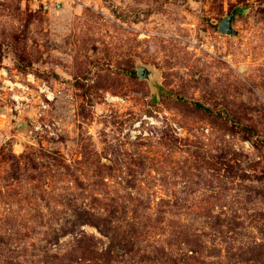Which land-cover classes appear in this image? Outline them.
Wrapping results in <instances>:
<instances>
[{
    "label": "rangeland",
    "instance_id": "rangeland-1",
    "mask_svg": "<svg viewBox=\"0 0 264 264\" xmlns=\"http://www.w3.org/2000/svg\"><path fill=\"white\" fill-rule=\"evenodd\" d=\"M6 72L0 264H264V0H0Z\"/></svg>",
    "mask_w": 264,
    "mask_h": 264
},
{
    "label": "built area",
    "instance_id": "built-area-1",
    "mask_svg": "<svg viewBox=\"0 0 264 264\" xmlns=\"http://www.w3.org/2000/svg\"><path fill=\"white\" fill-rule=\"evenodd\" d=\"M6 77L4 79L1 80V84H0V89H8L10 90V94H11V98L14 99L15 103H17V106L16 108H19L21 106L22 103H25V101L29 102V98L27 96H22L20 94H17L14 92V90L16 89V87H22L24 92H26L28 89H30V84L31 83H36V79L34 77V75L32 74H28V77H27V80H28V83H20V82H16L14 80H12L10 78V76L8 75V72L5 73ZM40 91L43 92L46 96V100H41L40 101V107L41 108H47L48 107V101L52 100L53 97H52V92L50 90V87L48 85H46L45 83H42V84H37ZM39 115L41 116L42 113H39ZM154 117L158 120H154ZM40 117H38L39 119ZM147 120L152 124V125H155V124H158V126H160L161 123H164L166 120H170L171 119L169 117H166L165 118V113H161V112H158V115L157 116H146ZM38 124L35 125V127L37 129H40L42 128V123L39 122V120L37 121ZM171 123L174 125L175 129L180 132L181 131V128L178 126V124L176 122H173L171 121ZM48 127H51L50 125H47ZM141 127V124H136V128L137 132H139L140 134H148L149 133V129L143 127V128H140ZM144 131V133H143ZM134 138L137 137V135H133Z\"/></svg>",
    "mask_w": 264,
    "mask_h": 264
},
{
    "label": "water",
    "instance_id": "water-1",
    "mask_svg": "<svg viewBox=\"0 0 264 264\" xmlns=\"http://www.w3.org/2000/svg\"><path fill=\"white\" fill-rule=\"evenodd\" d=\"M231 21H232V16H229V17L224 18L221 21V23H220V27H219L220 31H222V32H229V33H235L236 30L231 27ZM142 72L143 71L140 70V76L141 77L143 76V73Z\"/></svg>",
    "mask_w": 264,
    "mask_h": 264
}]
</instances>
